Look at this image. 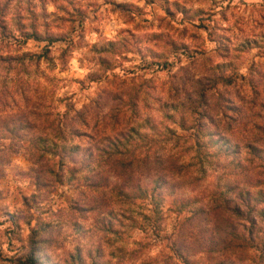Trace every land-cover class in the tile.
I'll use <instances>...</instances> for the list:
<instances>
[{
    "label": "clouds",
    "instance_id": "obj_1",
    "mask_svg": "<svg viewBox=\"0 0 264 264\" xmlns=\"http://www.w3.org/2000/svg\"><path fill=\"white\" fill-rule=\"evenodd\" d=\"M0 264H264V0H0Z\"/></svg>",
    "mask_w": 264,
    "mask_h": 264
}]
</instances>
